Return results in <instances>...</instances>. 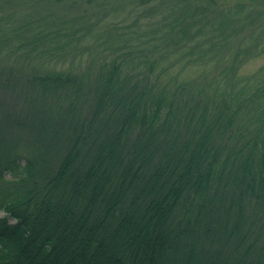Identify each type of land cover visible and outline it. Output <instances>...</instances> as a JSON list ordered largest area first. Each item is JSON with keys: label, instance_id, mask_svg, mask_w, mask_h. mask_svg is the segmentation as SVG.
I'll list each match as a JSON object with an SVG mask.
<instances>
[{"label": "trees", "instance_id": "1", "mask_svg": "<svg viewBox=\"0 0 264 264\" xmlns=\"http://www.w3.org/2000/svg\"><path fill=\"white\" fill-rule=\"evenodd\" d=\"M120 1L0 0V264H264V0Z\"/></svg>", "mask_w": 264, "mask_h": 264}, {"label": "rangeland", "instance_id": "2", "mask_svg": "<svg viewBox=\"0 0 264 264\" xmlns=\"http://www.w3.org/2000/svg\"><path fill=\"white\" fill-rule=\"evenodd\" d=\"M102 1V0H101ZM126 1H129V0H126ZM83 2L84 1H82L81 2V5L83 6ZM121 1L120 0H110V5L109 6H118L119 5V3H120ZM58 6V7H57ZM55 5V7H56V10H57V16H60V17H62V18H64V19H66V18H74V16H77L78 15V12L80 11V10H82V7L81 6H79L78 7V2L77 3H74V2H72V1H70V3H68V5H65V4H63V3H59V5ZM48 7V6H47ZM106 8V7H105ZM104 8V6H102V4L101 5H99V6H97V4H94V9L97 11L98 9H100V10H103V9H105ZM44 11H46V7L45 8H42ZM139 10H140V8H138ZM138 10V11H139ZM141 10H143V9H141ZM127 11H131V10H127ZM121 14H123V15H121L123 18H124V20H125V22L126 21H129V19H130V17H128L127 16V12H125V13H121ZM86 15V17L88 18V19H95V20H97V18H98V16L97 15H95L92 11H88L87 12V14H85ZM78 17V16H77ZM145 20V18L143 17V21ZM171 61V60H170ZM87 62V61H86ZM181 64H185V62H182ZM65 65V64H64ZM66 65H70L69 64V61H68V63L66 64ZM66 65L65 66H63V67H66ZM262 65H264V57L263 56H258V57H254V58H252V59H250V60H248L244 65H243V67H242V71L243 72H245V73H251V72H253V71H255V70H257L259 67H261ZM59 66L60 67H62V65L61 64H59ZM52 67H54V66H52ZM29 72H30V70H29ZM190 72V73H189ZM192 73H194V70L192 69V68H190V69H188V71H187V74H192ZM9 93H5V90H3L2 88H0V98H3V99H5V100H7V101H9V100H13V98L10 96V95H8ZM21 105V101L20 100H18L17 101V103H15L12 107L10 106V109H13L14 111L16 110V111H18V110H20L21 109V107L22 106H20ZM12 110V111H13Z\"/></svg>", "mask_w": 264, "mask_h": 264}, {"label": "clouds", "instance_id": "3", "mask_svg": "<svg viewBox=\"0 0 264 264\" xmlns=\"http://www.w3.org/2000/svg\"><path fill=\"white\" fill-rule=\"evenodd\" d=\"M8 213L5 212L4 210L0 209V218L4 217V216H7ZM20 221L18 219L15 220V223H19ZM11 227H14L15 225H10Z\"/></svg>", "mask_w": 264, "mask_h": 264}]
</instances>
